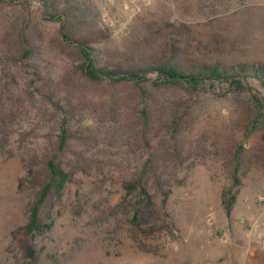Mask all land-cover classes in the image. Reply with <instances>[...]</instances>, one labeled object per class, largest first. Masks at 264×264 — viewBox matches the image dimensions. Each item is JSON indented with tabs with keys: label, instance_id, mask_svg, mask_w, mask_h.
<instances>
[{
	"label": "rangeland",
	"instance_id": "374dc122",
	"mask_svg": "<svg viewBox=\"0 0 264 264\" xmlns=\"http://www.w3.org/2000/svg\"><path fill=\"white\" fill-rule=\"evenodd\" d=\"M81 1L100 15L102 63L142 65L168 44L195 62L264 63V0ZM37 7L0 3V264H264V128L248 129L243 100L220 87L206 100L170 180L165 212L171 230L143 235L120 205L122 182L140 167L144 150L132 119L116 132L102 123L131 99L118 107L108 87L77 80L75 55L60 45L58 24L44 20ZM25 22L41 47L29 64H15L14 33ZM35 68L74 119L94 117L96 138L77 142L83 169L46 213L50 229L25 236L18 229L33 196L19 191L18 181L29 158L49 152L57 139L56 123L42 120L50 105L23 93ZM240 145L242 175L234 187L227 160ZM223 192L234 196L229 213Z\"/></svg>",
	"mask_w": 264,
	"mask_h": 264
},
{
	"label": "trees",
	"instance_id": "16d2710c",
	"mask_svg": "<svg viewBox=\"0 0 264 264\" xmlns=\"http://www.w3.org/2000/svg\"><path fill=\"white\" fill-rule=\"evenodd\" d=\"M0 3H22L23 6L36 3L44 20L58 24L60 45L75 55L77 60L72 63V71L76 79L93 86L108 87L114 105L131 99L126 108L122 106L115 113L113 110L102 123L104 128L111 130L113 127L112 131L116 132L132 119V129L144 150L140 167L131 178L122 182L125 195L120 205L127 223L143 235L171 230L165 212L170 180L186 158V136L192 122L199 117L206 100L216 96L217 87L225 88L226 93L243 100L241 109L244 108L251 132L264 128V63L225 67L219 63L195 62L168 44L162 51L149 56L148 63L109 65L102 63L104 53L97 46L105 39L98 29L100 15L89 3L81 0H0ZM14 34L17 35L13 47L18 55H13V60L15 64H29L33 55L39 52L41 43L26 22ZM31 75L33 82L28 80L23 93L50 105L42 120L56 123L57 139L49 152L29 158L25 175L18 181V190L33 196L27 208V222L18 229L25 236L50 229L46 213L60 201L66 184L83 169L80 161L84 159V152L78 150L77 142L87 144L96 138V131L90 130L96 124L93 116L81 114L79 119H74L73 112L65 109L57 98L55 89L48 87L39 68ZM166 91H172V94L165 97ZM5 108L6 113H12L11 107ZM115 121L117 128L113 126ZM1 127L4 129L2 124ZM242 151L240 145L227 160L234 187L239 185L242 175L239 176ZM68 154L77 159L74 157V162L67 160ZM222 203L229 213L234 196L223 192ZM25 249L32 251L30 247Z\"/></svg>",
	"mask_w": 264,
	"mask_h": 264
}]
</instances>
